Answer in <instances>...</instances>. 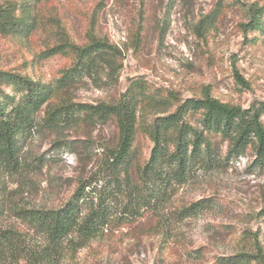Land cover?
Returning a JSON list of instances; mask_svg holds the SVG:
<instances>
[{
  "label": "trees",
  "instance_id": "1",
  "mask_svg": "<svg viewBox=\"0 0 264 264\" xmlns=\"http://www.w3.org/2000/svg\"><path fill=\"white\" fill-rule=\"evenodd\" d=\"M44 1L0 0V35L26 38L37 32L35 8ZM247 18L244 32L264 35V4L249 6ZM57 42L43 57L74 61L54 82L0 68V264H66L92 240L145 217L157 218L167 233L171 224L217 208L213 198L174 206L180 189L199 176L224 173L249 155L264 170V102L244 108L209 93L183 101L141 81L112 102H76L72 92L87 81H118L123 54L108 40L85 46L67 38ZM235 76L246 84L237 71ZM104 128L112 137L94 151L88 136ZM70 130L76 132L73 140L64 137ZM49 136H55L54 150H69L84 163L76 189L56 208L14 207L3 191L10 181L29 184L43 173L46 157L35 156L30 146ZM142 137L153 145L144 162ZM7 212L23 227L5 225ZM220 263L264 264L259 238Z\"/></svg>",
  "mask_w": 264,
  "mask_h": 264
},
{
  "label": "rangeland",
  "instance_id": "2",
  "mask_svg": "<svg viewBox=\"0 0 264 264\" xmlns=\"http://www.w3.org/2000/svg\"><path fill=\"white\" fill-rule=\"evenodd\" d=\"M254 3L263 5L264 0H45L35 8L37 32L26 38L0 35V68L51 83L74 61L43 57L57 41L67 38L85 46L93 39L108 40L123 54L118 81L103 79L99 86L87 81L72 92L76 102H112L141 81L183 101L209 93L250 108L264 102V35L246 34L243 27ZM236 71L245 85L237 81ZM111 132L104 128L89 134L94 151L109 142ZM74 136V130L64 134L71 140ZM54 139L38 137L30 146L35 156L46 157L43 173L29 184L10 181L4 189L14 207L56 208L74 193L84 163L69 150H54ZM152 148L148 138L140 139L141 162ZM253 162L249 155L224 173L199 176L174 198V206L213 198L216 209L171 224L167 233L152 217L116 227L66 264H221V259L249 250L254 236L264 251V170ZM4 222L23 227L8 212Z\"/></svg>",
  "mask_w": 264,
  "mask_h": 264
}]
</instances>
